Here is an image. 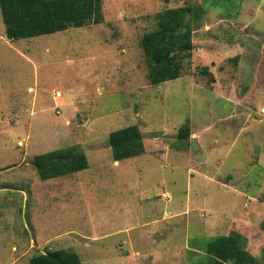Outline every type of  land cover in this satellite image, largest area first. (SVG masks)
<instances>
[{"label": "rangeland", "instance_id": "obj_1", "mask_svg": "<svg viewBox=\"0 0 264 264\" xmlns=\"http://www.w3.org/2000/svg\"><path fill=\"white\" fill-rule=\"evenodd\" d=\"M180 5L190 56L152 84L141 36ZM102 15L9 44L0 13V264L56 249L208 264L233 232L264 264V0H102ZM132 124L144 151L114 163L108 134ZM72 145L87 168L41 180L34 155Z\"/></svg>", "mask_w": 264, "mask_h": 264}, {"label": "trees", "instance_id": "obj_2", "mask_svg": "<svg viewBox=\"0 0 264 264\" xmlns=\"http://www.w3.org/2000/svg\"><path fill=\"white\" fill-rule=\"evenodd\" d=\"M191 5H180L156 12L155 27L145 32L139 46L152 84L181 76L184 59L192 50ZM0 13L9 40L24 39L54 33L69 27L103 22L102 0H0ZM187 128H179V138H185ZM114 161L138 155L144 151L137 125H127L108 134ZM33 164L41 180L69 174L87 168L83 151L72 145L34 155ZM241 235L217 236L207 245L208 264H253L254 257L240 245ZM29 264H82L76 253L56 249L39 253Z\"/></svg>", "mask_w": 264, "mask_h": 264}, {"label": "crops", "instance_id": "obj_3", "mask_svg": "<svg viewBox=\"0 0 264 264\" xmlns=\"http://www.w3.org/2000/svg\"><path fill=\"white\" fill-rule=\"evenodd\" d=\"M2 19V18H1ZM4 25V24H3ZM4 32H5V28H4ZM5 36H6V33H5ZM5 40L7 41V43H9L10 44V42L8 41L9 39L6 37L5 38ZM11 41H13V40H11ZM15 41V40H14ZM54 97H56V95L54 94L53 95ZM35 100H36V98H34ZM33 99V100H34ZM45 111H47V108H45ZM1 122L3 121L2 119L0 120ZM145 154V153H144ZM136 156H138V155H135V156H132V157H129V158H126V159H131V158H135ZM123 160V159H122ZM118 161H120V160H118ZM118 161H114V163H117Z\"/></svg>", "mask_w": 264, "mask_h": 264}, {"label": "built area", "instance_id": "obj_4", "mask_svg": "<svg viewBox=\"0 0 264 264\" xmlns=\"http://www.w3.org/2000/svg\"><path fill=\"white\" fill-rule=\"evenodd\" d=\"M55 95L59 96V92H55Z\"/></svg>", "mask_w": 264, "mask_h": 264}, {"label": "bare ground", "instance_id": "obj_5", "mask_svg": "<svg viewBox=\"0 0 264 264\" xmlns=\"http://www.w3.org/2000/svg\"><path fill=\"white\" fill-rule=\"evenodd\" d=\"M57 96V95H56Z\"/></svg>", "mask_w": 264, "mask_h": 264}]
</instances>
